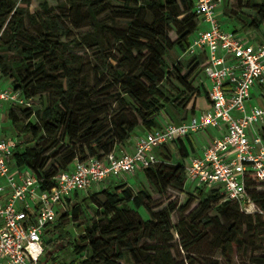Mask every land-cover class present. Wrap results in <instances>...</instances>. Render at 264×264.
Returning <instances> with one entry per match:
<instances>
[{"label": "trees", "instance_id": "16d2710c", "mask_svg": "<svg viewBox=\"0 0 264 264\" xmlns=\"http://www.w3.org/2000/svg\"><path fill=\"white\" fill-rule=\"evenodd\" d=\"M38 1L40 11L31 14L32 0H0V77L12 78L13 88L32 102L30 109L12 106L8 110L10 123L22 125V133L32 138L28 143L17 138L20 146L13 161L30 170L42 190H50L55 177L71 170L75 162L104 159L128 144L139 127L160 128L158 117L162 114L181 117L200 90L198 82L205 66L194 59L185 67L180 62L174 64L170 57L175 50L187 53L200 27L195 0H66L78 16L85 13L92 21V31L81 38L70 36L50 0ZM112 2L119 5L111 6ZM236 3L240 12H254L243 30L259 31L264 23V0ZM106 13L105 19H99ZM121 20L127 21V28L118 26ZM82 49L93 52L92 60L77 53ZM9 53H16L19 60L9 62ZM44 96L47 105L42 103L35 111L34 106L39 105L36 98ZM177 147H161L159 161L143 170L160 194L171 187H185V164L191 151L183 140ZM174 155L179 163H174ZM196 191L203 195L207 190ZM207 192L210 198L188 216L191 223L186 226L194 233L177 228L182 240L193 236L190 245L183 241V250L189 252L209 234L210 243L223 256L231 257L234 248L244 245L254 254L262 252L264 194L252 192L263 210V214L253 215L224 201L221 190ZM96 195L105 200L98 203L92 221L84 223L78 243H71V255L76 256L71 263L125 264L128 259L133 264L176 263L171 234V216L176 211L173 203L154 212L152 197L146 192L134 193L128 183L109 186ZM92 204V198L76 203L71 217L63 215L55 229L63 228L69 219L74 223L84 218V206ZM215 206L227 225L218 224L213 233L205 230L200 234L199 227L209 220L208 213ZM140 209L148 211L151 219H140ZM142 240L147 242L141 244ZM250 264H264V255L253 257Z\"/></svg>", "mask_w": 264, "mask_h": 264}, {"label": "built area", "instance_id": "2783aa9c", "mask_svg": "<svg viewBox=\"0 0 264 264\" xmlns=\"http://www.w3.org/2000/svg\"><path fill=\"white\" fill-rule=\"evenodd\" d=\"M224 1L195 0L201 24L187 52L207 51L199 82L203 78L209 85L208 109L180 124L148 130L135 139L132 153L117 147L104 159L75 162L55 177L50 190H42L30 170L15 165L20 140L0 136V264H63L47 259L45 236L63 215L71 217L75 195L106 189L112 180L130 183L131 176L159 161L157 149L209 130L222 135L209 140L201 157L188 158L185 186L219 189L224 201L244 213L263 214L251 194H264V103L251 99L256 86L264 87V42L223 28L218 9ZM5 103L32 108L20 91L0 86V111Z\"/></svg>", "mask_w": 264, "mask_h": 264}, {"label": "rangeland", "instance_id": "374dc122", "mask_svg": "<svg viewBox=\"0 0 264 264\" xmlns=\"http://www.w3.org/2000/svg\"><path fill=\"white\" fill-rule=\"evenodd\" d=\"M39 1L32 0V3L29 7V11L31 14H35L37 11H40L39 8ZM50 6L54 8L55 14L58 16L62 25L69 29L70 36L81 38L84 34L92 31V21L88 18L85 13L81 16H78L69 3L66 0H50ZM111 6L119 5L116 2H112ZM110 13V12H109ZM109 13L102 15L99 19H105ZM224 17L222 18V22L234 24V29H240L244 25L251 22L253 19L254 12L247 9L245 12H240L236 0H231L226 4V7L223 11ZM118 26L122 29L127 28L128 23L125 20H121L118 22ZM174 29V27L172 28ZM172 37L175 34H170ZM77 53L85 58H89L92 60L93 52L89 49H82L77 51ZM171 60L174 64L177 62L182 63L183 66L189 67L191 63H193L194 59H197L195 55H191L189 53H181L177 50L171 52L170 54ZM9 62L16 63L19 60V56L16 53H9L8 54ZM198 61V59H197ZM203 61V60H202ZM203 63V62H202ZM3 79L2 77H0ZM6 82L10 84L13 88V79L10 77H5ZM195 100V96L190 101L188 107L190 106L191 102ZM36 101L39 105L34 106L35 111L41 109V104L43 103L44 106L47 105L46 97L44 96L43 99L40 97L36 98ZM9 109V108H8ZM187 112L181 114V117H186ZM33 122L37 123V119L33 117L31 119ZM23 126L17 125L13 126L6 114L4 115L3 122H0V135L7 136V137H17L24 143H28L31 141V136L29 134L22 133ZM140 130V129H139ZM139 130H136L133 137L139 134ZM210 132L212 130H209ZM192 155V153H191ZM174 163H179L178 158L174 155ZM55 161L53 160L51 164L53 165ZM188 162V159L186 160ZM131 180L128 183L130 189L134 193L139 192H146L148 193L153 199V206L152 209L154 212L162 210L169 206L170 203H173L176 206V211L171 216L172 226L173 229L171 230V234L173 235V254L176 259L175 264H250L252 262L253 257L264 255V247L262 252L253 253L251 248H247V245H244L241 249L234 248L233 255L231 257H226L222 255L220 250L215 249V247L210 243L211 235H206L204 237V242L200 245L192 248L189 252L183 250V241L185 244L190 245L192 243L193 236L186 237L182 240V237L178 234L177 228H186L189 233H194L186 226L188 223H191L188 219V216L196 210L200 205H202L208 198H210V194L205 191L203 195L199 194L198 191L192 189L193 186L189 183L181 190L179 188L171 187L165 194H160L148 181L145 176L144 171H138L135 175L130 177ZM1 183V180H0ZM119 183H125L124 181L118 182H110V185H118ZM101 190L89 189L87 191H82L75 195L70 202V209L78 202H82L86 198H92L94 204L89 207L84 206V218L78 219L76 222H72L71 219L65 221V226L58 227L54 231L47 233L45 236V245L48 246L47 259L50 257H55L58 261L62 263L69 264L76 259V256L71 255L73 252V245L71 243L77 242L80 240V236L82 235L83 231L85 230V224L88 221H92V219L97 214L99 209L98 203H103L105 198L102 195H96ZM220 205V204H219ZM219 206H215L211 209L208 213L209 220L203 221L201 226L199 227L198 231L200 234L207 230L208 233H213V229L215 225H227L226 221L219 215L217 212ZM138 217L143 221H147L151 219L150 214L145 209L137 210ZM212 220L210 223L209 221ZM182 222L184 225H182ZM205 223H210L208 224ZM184 228V229H185ZM147 240H142L141 244L146 243ZM69 251V252H68ZM49 260V259H48ZM125 264H133L130 259L127 260Z\"/></svg>", "mask_w": 264, "mask_h": 264}, {"label": "crops", "instance_id": "0c3cea01", "mask_svg": "<svg viewBox=\"0 0 264 264\" xmlns=\"http://www.w3.org/2000/svg\"><path fill=\"white\" fill-rule=\"evenodd\" d=\"M226 4H227V0H225L223 2V4L218 9L219 18H220V21H221L222 26H223L224 29H226L228 31L236 32L238 34H246V35L251 37V39H252V41L254 43L264 42V23L260 26L259 31L247 33V32H245L243 30L244 26L241 27L240 29H234L235 25L234 24H230L231 21H229V23L222 22V18L224 17L223 11H224V9L226 7ZM196 34H197V32L193 36L192 40L195 38ZM195 56L197 57L198 61L201 62V64L203 66H206V63H207V51H199ZM228 60L232 61L233 59L231 57H229ZM5 80H6V78H3V79L0 78V86H2V87H10L11 85L8 84ZM198 84L200 86V90L195 95V100H193L191 102L190 106L188 107V111L186 113L187 114L186 117H179L178 118V117L175 116V118H174V113H169V112H168L169 115L162 114V115H160L158 117V121H159L161 127L165 126L168 123L180 124L183 121L189 119L191 116L198 115L202 111H204V110L209 108V105H210L209 99H208V88H209V85L203 78H202V80H200V82H198ZM263 96H264V87L256 86L253 89V91H252L251 103L255 104V102H258V101H260L261 103H264V97ZM11 107H12V105L9 104V103H5L3 105V108L0 111V122H3L5 114L8 117V110ZM193 107H194V109H193ZM137 130H139V134L137 136H135V137H133V135H134L133 134L132 135V139L130 140V142L128 144L119 147L121 150H125V151H128L130 153L134 152L135 145H136L135 144V139L138 136H141V135H143L144 133H146L148 131L144 127H139ZM221 135H222V133H220L218 131H215V130H212L211 132L207 131V132H201V133L196 134V135H190L189 137L184 138L182 140H183L185 146L191 151L192 155L201 157L203 155V152H204L205 148L207 147V144H208L209 140L212 137H218V136H221ZM3 137H7V136H3ZM11 138H17V137H11ZM178 144H180V140H178L177 142L172 143L171 145H168L167 147H169V149H171V150H174L175 148L176 149L178 148L177 147ZM159 149H161V148H159ZM159 149L156 150L157 156L158 155L160 156V150ZM112 182L116 183L118 181L112 180ZM112 186H114V185H112Z\"/></svg>", "mask_w": 264, "mask_h": 264}]
</instances>
